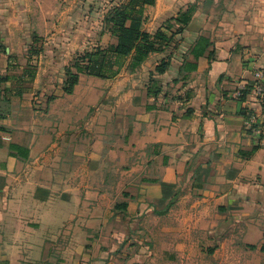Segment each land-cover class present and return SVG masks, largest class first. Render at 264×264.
Here are the masks:
<instances>
[{
	"label": "crops",
	"instance_id": "obj_1",
	"mask_svg": "<svg viewBox=\"0 0 264 264\" xmlns=\"http://www.w3.org/2000/svg\"><path fill=\"white\" fill-rule=\"evenodd\" d=\"M125 1L0 0V45L41 41L46 77L56 78L71 47L117 43L104 18ZM196 1L156 0L144 30L154 34ZM209 1L216 5L198 8L157 98L148 81L160 54L112 80L81 75L71 95L65 75L51 78L43 116L32 93L0 84V116L11 105L0 119V262L264 264V146L245 133L250 112L264 120V98L235 97L264 69V0ZM202 36L209 53L174 83ZM12 144L28 157L11 155Z\"/></svg>",
	"mask_w": 264,
	"mask_h": 264
},
{
	"label": "trees",
	"instance_id": "obj_2",
	"mask_svg": "<svg viewBox=\"0 0 264 264\" xmlns=\"http://www.w3.org/2000/svg\"><path fill=\"white\" fill-rule=\"evenodd\" d=\"M155 4L156 0H127L113 6L105 15L104 27L116 39L117 43L104 49L98 48L81 53L75 62L65 70L64 93L67 95L73 94L81 75L112 80L124 69L131 72L139 70L152 55L160 54L165 57L156 66L154 72L150 73L148 81L149 96L157 98L163 92L164 87L161 77L172 67L173 60L179 50V43L192 22L198 6L191 4L185 11H181L177 17L166 21L154 34H150L144 30L145 11ZM210 48V41L203 36L190 46L180 67L183 76L176 79L174 83L186 80L192 73L196 72L198 68L197 61L205 57ZM169 49L172 52L166 54ZM189 57L193 60H190ZM34 77L35 72H25L22 77L17 76L15 79L18 85H22L24 80ZM12 79L14 78L0 77V84L9 83ZM254 83L246 85V90L241 91L239 100L244 101L250 93L253 94ZM8 92H15L16 96L22 97L27 91L16 85ZM9 103L10 101L7 100L3 104L10 107ZM10 109L3 112L0 119L7 117L11 112ZM9 149L14 157H28L27 149L18 145L12 144ZM125 208H127V205L119 206V209ZM252 248L255 249V247ZM262 252L264 253V246ZM0 264L7 263L0 262Z\"/></svg>",
	"mask_w": 264,
	"mask_h": 264
},
{
	"label": "rangeland",
	"instance_id": "obj_3",
	"mask_svg": "<svg viewBox=\"0 0 264 264\" xmlns=\"http://www.w3.org/2000/svg\"><path fill=\"white\" fill-rule=\"evenodd\" d=\"M195 4L198 6V8L203 5L205 7L211 8L216 5L215 2L209 0H197ZM221 4L223 6L226 5V1L223 0ZM227 4H229V6L234 5V0H229ZM222 15L224 14H222L220 11H213V13L211 14V16H213L215 19H220ZM41 38L42 37H39V39ZM7 50L8 52H5ZM73 50L75 51V48L71 47L70 54L65 59L67 60L66 63L68 64L65 65L64 72H61L60 68V76H58V72L56 78L51 77L56 82H60L63 79V75L66 74V68L71 66L81 54L73 53ZM0 51L5 52L6 54L10 53L9 56H7L9 61L7 70L8 72L6 73V76L0 75V77H13L14 79H12L8 84H15L17 86H20L22 89L27 91V95L32 93L33 106L34 108H37L36 110L38 112H40L38 116H43L45 112L46 102L53 95L50 89V87L53 85V82H51L50 77H46L49 75V72H53V70H49V68H51V65L50 62H48L45 58L46 52L44 44H42L41 41L37 40V42L30 44L26 43L21 45H0ZM170 52H172L171 49L167 50L166 54ZM4 60H6V58ZM257 71H264V69L256 68L255 72ZM25 72H35V77L32 79H26L24 80V83L22 85H18L17 80L15 78L17 76L22 77ZM10 108L11 106L8 107L7 105L3 104L2 112H6Z\"/></svg>",
	"mask_w": 264,
	"mask_h": 264
},
{
	"label": "built area",
	"instance_id": "obj_4",
	"mask_svg": "<svg viewBox=\"0 0 264 264\" xmlns=\"http://www.w3.org/2000/svg\"><path fill=\"white\" fill-rule=\"evenodd\" d=\"M255 83L253 84V95L257 100L264 98V71L255 72ZM246 90V86L241 87L235 94L236 98L241 97V91ZM245 133L254 137L264 146V120L259 113L252 111L245 119Z\"/></svg>",
	"mask_w": 264,
	"mask_h": 264
}]
</instances>
